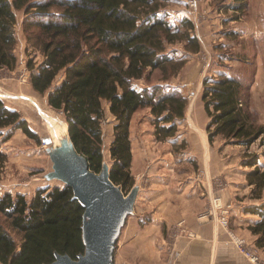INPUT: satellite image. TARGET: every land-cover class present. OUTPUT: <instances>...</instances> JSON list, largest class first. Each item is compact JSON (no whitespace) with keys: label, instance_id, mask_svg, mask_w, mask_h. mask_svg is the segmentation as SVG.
Segmentation results:
<instances>
[{"label":"trees","instance_id":"trees-1","mask_svg":"<svg viewBox=\"0 0 264 264\" xmlns=\"http://www.w3.org/2000/svg\"><path fill=\"white\" fill-rule=\"evenodd\" d=\"M166 1L0 0V69L17 66V10L22 9L27 38L34 35L43 54L40 63L31 58L27 61L31 85L36 92L47 94L51 107L63 112L71 141L95 172L103 168L102 120L104 102L109 103L116 120L109 147V175L124 193L134 185L133 114L149 108L159 140L179 136V124L185 119L188 98L179 88L161 83L136 85L153 70L159 68L165 74L169 64L184 61L165 51V41L184 40L189 51L200 50L193 21L187 16L177 22L169 20L168 11L162 8ZM219 6L243 13L248 0L221 2ZM61 72V81L54 84ZM244 81L241 75L221 70L216 77L205 78L201 99L210 117V142L221 135L225 144L249 147L264 139V125L255 123L240 104ZM19 128L39 141L20 111L0 97V176L8 157L1 143ZM259 157L253 153L244 163L253 167L246 175L255 184L253 191L260 193L257 197H262L264 170ZM244 211L258 216L250 229L264 250V202L250 204ZM83 212L67 184L40 188L30 199L22 193L0 194V263L47 264L55 259V251L75 258L84 251ZM150 220L151 215L146 214L140 223Z\"/></svg>","mask_w":264,"mask_h":264},{"label":"rangeland","instance_id":"rangeland-1","mask_svg":"<svg viewBox=\"0 0 264 264\" xmlns=\"http://www.w3.org/2000/svg\"><path fill=\"white\" fill-rule=\"evenodd\" d=\"M231 1L167 0L162 4L163 10L169 13V20L173 22L179 21L181 16L177 12L183 11L193 21L195 33L200 41V50L197 52L189 51L185 47L186 42L184 40H176L170 43L165 41V51L170 52L176 59H184V61L169 64L170 66L165 74L161 69L157 68L148 74V78L144 77L137 80L136 85L141 87L147 83L171 84L182 92L184 91L183 93L188 98L185 119L179 124V136L174 139L162 138V140H159L157 138L152 122L153 116L149 108L137 110L133 114L130 124L131 138H138V142H135L134 139V145L131 140L132 151L140 144V147L146 153V158L142 160L140 172L138 173L133 172L132 159L131 172L134 177V185L140 187L141 185L148 186L150 184V174L146 170L152 172L164 171V173L167 172L169 175L174 174L175 176H170V179L174 178L175 184L179 183L178 177L183 180H189L192 175L196 174L201 177L205 172L204 179L200 180L202 188L205 189V192H203L208 193V185L211 184L213 186V193L207 195L206 201L208 203L205 201L207 204L206 206L204 205L205 207L203 206L198 216H207L216 221L220 227L226 229L229 239H231L229 232H234L243 237L246 236L237 232L231 224V205L229 207L227 226L222 225L220 222L222 211L228 208L226 206L228 205L227 201L238 200L251 204L264 202V192L261 193L262 197H257L260 193L253 191L255 184H251L250 179L246 175L253 167L246 166L244 163L246 158L251 157L253 153L259 154V160L262 162V169L264 170V139L256 140L249 147L232 143L225 144L224 138L221 135H217L213 142H210L207 130L210 117L201 99L205 78L212 75L216 77L220 69L223 70L231 66L230 68L234 69V71H230L228 74L241 75L245 79L246 85L243 89L244 101L240 102V104L245 109H248L251 119L255 123L263 124L261 120L262 114L256 109V104H261L262 102L260 94L262 87L260 80L257 81L259 83L258 86L256 87L255 85L257 75L255 65L247 62L248 52L246 51H248L249 47L244 38L246 36L232 33V35L230 34L226 37V33L232 30L236 24H246V22L252 19L251 0H248L247 9L243 13H238L233 9L227 10L219 6L221 2L226 5ZM235 15H237L236 19H234ZM23 17L24 11L22 9L17 10L16 36L18 42L16 54L18 62L16 68L13 70L0 69V97L8 106L20 111L22 116L26 118L30 128L38 135L39 141L31 138L19 128L15 129L1 143V149L7 153L8 157L0 176V194L7 191L13 194L22 193L30 199L40 188L51 189L58 185H65L60 179H48L46 177L53 170L52 161L47 149L52 145L55 147L68 141L69 138L66 126L67 122L63 112L51 107L47 101V94L36 92L31 85L27 61L31 58L35 63H40L43 59V54L34 35L29 39L27 38V32L24 30L22 24ZM206 23L208 25H205ZM198 26L206 30V34H203V32H199L198 34L196 31ZM200 37L207 44V48L203 45ZM229 42L230 44L233 42V44L230 45ZM191 55H195L200 60L195 58L197 62L193 66L188 62L192 58H190ZM187 74L190 76L195 75V77L194 80L189 79L186 85L184 80L187 78ZM185 75L186 77L183 79ZM62 77L63 72L59 73L54 84H58ZM192 100H194L193 103H191ZM190 105H193V107L188 111ZM104 109L105 116L102 120L104 134L103 154L104 162L110 166L112 159L109 147L113 140L116 120L109 110V103L104 102ZM49 121H54L64 131L57 132L53 130L48 125ZM9 128H7L6 132L9 131ZM182 139L185 140L182 142ZM172 141H174L173 144H171ZM203 141L208 142V144L205 142L206 151L203 147ZM202 148L206 153L205 159H209L206 163L202 157ZM208 152L210 155H208ZM149 165L152 166L148 167ZM208 167L209 170L214 168L220 172L218 173L217 171L213 178L211 171L210 175L206 173ZM231 186L233 189L236 187L239 190L233 196H229L232 195L228 190ZM174 189H177V186ZM127 193L125 192V194ZM179 195L181 196V194ZM133 215L131 214L128 217L126 224L132 219ZM177 227L181 228L180 232L191 234L185 226L184 220L176 223L175 228L177 229ZM174 232V235H176V231ZM14 236H16L15 233ZM16 238L18 237L16 236ZM246 238L254 246H258L255 239L251 237ZM258 247L264 252L262 247Z\"/></svg>","mask_w":264,"mask_h":264},{"label":"crops","instance_id":"crops-1","mask_svg":"<svg viewBox=\"0 0 264 264\" xmlns=\"http://www.w3.org/2000/svg\"><path fill=\"white\" fill-rule=\"evenodd\" d=\"M251 7L252 19L248 21L250 23L236 24L238 26L227 32L226 37L230 34L232 35V33L246 36L244 38L249 47L248 51H246L248 52L247 62L255 65L257 69L255 85L257 87L259 84L257 81L260 80L262 87V92L260 93L262 102L261 104H256V109L262 114L261 120L264 124V1L251 0ZM177 13L181 17L187 15L183 11ZM205 25L208 24L206 23ZM198 28H196L198 34L199 32L206 34V30L200 26ZM200 38L203 41V45L207 48L203 38ZM219 39L221 40V38ZM190 58L188 62L192 66L197 62L195 61L196 59L199 60L195 55H191ZM230 67L220 70L227 73L234 71ZM185 77L186 75L183 76V79ZM194 77L195 75L190 76L187 74V78L184 80L186 85L187 81L189 79L194 80ZM193 102L194 100H192ZM192 107L193 105H190L188 111ZM134 139L135 142H138L137 137L131 138L133 145ZM205 142L203 141V147L206 151ZM173 143L174 141L171 144ZM204 149L202 148V157L206 163L209 159H205L206 153ZM132 152V169L134 173H138L140 172L142 160L146 158V153L140 147V144ZM208 155H210L209 152ZM150 166L152 165L148 167ZM146 171L150 174V184L139 187L134 215L123 227L116 245L114 264H253L239 250L234 241L229 239L226 229L220 227L216 221L207 216H198L203 206L208 203L206 201L207 195L213 193L211 184L208 185L209 192L204 193L205 189L202 188L200 183V180L204 179L205 172L201 177L194 174L191 177L192 179L190 178L189 180H183L178 177L179 183L175 184L174 178L170 179V176L174 174L169 175L167 172L164 173V171ZM206 171L207 175H210L211 171L214 178L218 170L214 168L209 170L208 167ZM188 181L190 182L188 183ZM176 186L177 189H174ZM229 188V192L232 193L229 196H233L239 191L236 187L234 189L232 186ZM229 198L232 199L231 197ZM229 203L232 214L231 224L236 231L246 237L255 239L256 236L252 233L250 226L258 219V216L244 211L245 207L251 203L238 200L227 201V204ZM146 214L151 215V220L141 224L140 219ZM182 220H184L185 226L191 234H184L180 232L181 228H175L176 223ZM174 231H176V235H174Z\"/></svg>","mask_w":264,"mask_h":264},{"label":"water","instance_id":"water-1","mask_svg":"<svg viewBox=\"0 0 264 264\" xmlns=\"http://www.w3.org/2000/svg\"><path fill=\"white\" fill-rule=\"evenodd\" d=\"M68 138L47 149L53 170L46 177L71 185L73 197L82 205L84 251L75 258L55 251V259L47 264H114L116 245L128 217L134 213L139 186L134 185L125 194L110 179L109 164L104 162L100 172L93 171L69 134Z\"/></svg>","mask_w":264,"mask_h":264},{"label":"built area","instance_id":"built-area-1","mask_svg":"<svg viewBox=\"0 0 264 264\" xmlns=\"http://www.w3.org/2000/svg\"><path fill=\"white\" fill-rule=\"evenodd\" d=\"M221 206V205H218ZM222 212L220 222L227 226L228 214L230 204L226 205ZM231 239L235 242L239 250L246 256V258L253 264H264V252L258 246H254L246 237L237 235L234 232H229Z\"/></svg>","mask_w":264,"mask_h":264},{"label":"bare ground","instance_id":"bare-ground-1","mask_svg":"<svg viewBox=\"0 0 264 264\" xmlns=\"http://www.w3.org/2000/svg\"><path fill=\"white\" fill-rule=\"evenodd\" d=\"M192 103V102H191ZM47 125V124H46ZM48 125L50 128H53V130H56L57 132H62L64 131L60 125H57L54 121H49Z\"/></svg>","mask_w":264,"mask_h":264}]
</instances>
